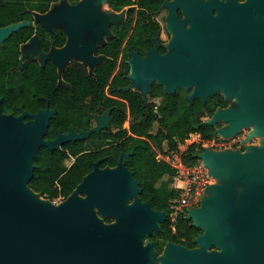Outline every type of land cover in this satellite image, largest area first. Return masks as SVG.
Wrapping results in <instances>:
<instances>
[{"label":"flooded vegetation","instance_id":"obj_1","mask_svg":"<svg viewBox=\"0 0 264 264\" xmlns=\"http://www.w3.org/2000/svg\"><path fill=\"white\" fill-rule=\"evenodd\" d=\"M230 4L233 6L229 7ZM236 6L245 7L251 13L237 14L239 8ZM260 6H264V0H0V33H6L0 34V84L11 92H21L22 99L27 102L26 107L18 105L17 113L11 112L15 115L26 112L25 117H29L46 107L55 109L56 113L57 109L50 106L46 95L49 93L53 94L57 106L62 102L71 105L75 99L83 103L78 113L92 117L90 125L73 127L69 124L65 131L59 129L57 132L65 133L68 127L75 132L86 130L104 120L99 131L92 132L98 138L84 141L85 149L79 152L102 151L101 156L90 160L91 167L81 180L95 163L99 168H113L121 160L139 186L127 164L133 148L129 152L119 149L120 145L131 144L130 136L148 139L132 132V125L136 126L146 118L148 133L155 134L160 128L157 118L165 102L172 112L174 101L185 106L195 100L205 103L211 98L218 102L214 113L226 108L233 96L227 98V92L218 87L213 95L202 101L200 96H191L192 86H168L156 71H151L145 88V77L137 76V66L147 65L151 54L156 60L152 63L157 65L158 57L166 54L173 78L175 63L182 72L186 69L189 74L190 64L193 68L204 66L212 63L214 52L231 51L230 68H235L239 59L247 57V80L264 82V18L259 13ZM67 8H71L72 13H67ZM225 8L231 13H222ZM229 29L232 30L231 44L220 45L222 33ZM227 72L242 74L237 68ZM229 81L239 82L237 78ZM20 85L23 87L17 89ZM0 98L3 102L4 96L0 95ZM41 101L45 102L44 106L38 105ZM94 101L97 103L93 106ZM220 101L225 104H219ZM32 103L35 108H31ZM115 115L125 116L120 126L113 122ZM211 115L204 112L199 117L206 121ZM212 125L216 130L221 126V120L217 118ZM117 130H127V133L118 136ZM90 134L69 141L85 140ZM152 146L155 158L164 159L160 148L155 144ZM68 158L71 161L64 165L66 169L73 164L75 156L68 153L64 162ZM55 185L58 186L57 181ZM40 194L43 198H52ZM79 194L84 196L83 192ZM150 208L162 211V222L169 219L170 230L176 232L175 221L165 209L151 204ZM105 221L110 222L111 217H106ZM153 232L141 240L143 249L150 244L153 264H165L167 255L170 264H194L185 252L221 250L215 244L202 247L194 240L196 236L193 240L171 239L165 237V232Z\"/></svg>","mask_w":264,"mask_h":264},{"label":"water","instance_id":"obj_2","mask_svg":"<svg viewBox=\"0 0 264 264\" xmlns=\"http://www.w3.org/2000/svg\"><path fill=\"white\" fill-rule=\"evenodd\" d=\"M260 7L264 18V6ZM237 8V14L251 13L245 7ZM226 9L221 12L231 13ZM66 12L72 13V9ZM231 32L229 29L222 33L220 45L231 44ZM231 54L214 52L212 63L197 68L190 64L189 74L175 63L173 78L166 54L158 57L157 65L152 63L156 60L151 54L147 65L136 68L137 76L145 77V88L151 71H156L168 86H192L191 96H200L202 101L222 87L227 98L232 95L233 100L207 121H229L217 130L225 136L249 127L248 137L261 139V145L243 142V148L207 146L196 154L208 176L216 181L204 188L198 206L188 208L185 218L202 229L194 240L202 247L215 244L221 250L185 252L194 264H264V204L260 203L264 202V82L247 80V57L230 68ZM236 68L242 74L227 72ZM235 78L238 83L229 81ZM1 102L0 98V264H153L150 244L143 249L141 240L159 229L164 213L151 209L149 202L141 199V188L121 160L113 168H99L95 163L58 203L43 198L28 185L40 147L54 150L66 141L83 139L98 132L104 120L78 132L68 127L67 132L47 138L55 109H39L25 120L26 112H4ZM232 177L239 182L253 180L245 202H237L233 185L217 181ZM106 217L112 221L106 222ZM164 262L170 264L168 255Z\"/></svg>","mask_w":264,"mask_h":264},{"label":"trees","instance_id":"obj_3","mask_svg":"<svg viewBox=\"0 0 264 264\" xmlns=\"http://www.w3.org/2000/svg\"><path fill=\"white\" fill-rule=\"evenodd\" d=\"M37 76V75H36ZM17 89L23 86H16ZM0 95L4 96L2 102V109L4 112H18L19 104L25 107L27 102L22 99V93L19 91L11 92L4 84H0ZM49 96L50 106L55 107L57 112L51 117L47 129V138H53L57 135L58 130L65 131L67 126L71 124L86 127L92 122V117L83 116L78 113L83 106L80 101L73 100L70 102H62L61 106H57L53 100V94H46ZM97 101L93 102V106ZM45 102L38 103L39 106H44ZM166 102L163 104L160 116L157 121L160 128L155 134L148 133L149 125L145 120L138 125H132L131 131L137 134L146 136V138H135L130 136L128 140L130 145H120L119 149L130 151L133 148V154L128 160V167L132 170L134 177L137 179L141 188L140 197L147 200L151 206L163 208L167 213H170L169 204L173 198L176 197L177 191L171 187V175L174 168L165 159L157 160L155 158V146L162 148L163 143L167 144L169 149H178L179 144L184 143L185 139L189 137L192 132H198L203 139H212L216 134L213 125L207 120H202L199 115L206 112L208 115L213 114L218 102L209 98L205 103L195 100L189 105H177L173 102L172 112L167 109ZM219 104L224 105V101ZM31 108H35L32 103ZM86 108V107H85ZM35 110V109H31ZM125 116L115 115L113 122L120 126ZM29 117H25V120ZM144 119V118H143ZM127 130L115 132L116 135L126 134ZM91 138H98L96 133L90 134L85 140L76 142H65L59 149L50 150L47 147H40L33 163L35 165L31 179L28 182L29 187L34 191L45 194L47 197L56 195L67 196L74 189L76 184L81 180L83 174L91 167L90 160L96 159L102 155V151L89 150L83 153V142L90 141ZM126 143V142H125ZM203 147L200 144L189 143L181 154L182 161L186 165H192L197 161L196 154L201 152ZM68 153L75 156L73 164L69 168L64 167V159L68 157ZM58 182V186L55 182ZM160 183V185H158ZM169 219L165 220L159 225L158 230H153V233H166V238L178 239L184 237L185 240H193L202 229L198 226L192 225L189 219L185 218L184 213H179L175 219L176 232L172 233L170 230ZM163 230V231H162ZM171 232V234H170Z\"/></svg>","mask_w":264,"mask_h":264},{"label":"built area","instance_id":"obj_4","mask_svg":"<svg viewBox=\"0 0 264 264\" xmlns=\"http://www.w3.org/2000/svg\"><path fill=\"white\" fill-rule=\"evenodd\" d=\"M190 136L201 141L200 145L203 148L209 146L220 149L227 145H233L226 142L216 141L215 138L203 139L198 132H192L189 134V137ZM164 159L174 168L171 175V187L177 191V195L169 204V214L171 219L175 221L177 214H186L188 208L198 206L200 196L204 188L211 182V179L208 176L206 169L202 166L199 158H197V161L192 165H186L182 161L181 154L172 160H169L168 157H164ZM62 199L63 197L61 195H56L50 200L52 203H58Z\"/></svg>","mask_w":264,"mask_h":264},{"label":"rangeland","instance_id":"obj_5","mask_svg":"<svg viewBox=\"0 0 264 264\" xmlns=\"http://www.w3.org/2000/svg\"><path fill=\"white\" fill-rule=\"evenodd\" d=\"M209 118L210 117H208L207 120ZM219 119L221 120V126L216 129V135H215L216 141L226 142L230 145L233 144L231 146L227 145L223 148H226V147L243 148L244 147L243 142L261 145L260 137H258V136L248 137V132L250 130L249 127H244L243 129H241L240 131H238L234 135H229V136H225L223 134L218 133L217 130H220V129L226 127L227 123L229 122L223 118H219ZM200 142L201 141H198L197 138L190 136L189 138H187L185 140L184 143L179 144L178 149H169L167 144L164 143L163 148L160 149V151H161L160 153H161L162 157H165V158L168 157L169 160H172L175 157L180 156V154H182L183 150L186 148V146L189 143L201 144ZM70 161H71V159L68 158L67 160H65L64 165L67 166L70 163ZM210 179H211V182L216 181V179H214L212 177H210ZM217 181L219 183H223V184L229 183V184L233 185V187L236 191V200L238 203H242V202H245L247 200L246 191L253 184L252 179H248L245 182H239L237 177H232L230 179L219 178ZM260 203L264 204V202H260ZM111 221H112V218H111Z\"/></svg>","mask_w":264,"mask_h":264}]
</instances>
